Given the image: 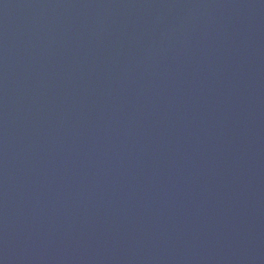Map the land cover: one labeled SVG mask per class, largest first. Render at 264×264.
<instances>
[{"label": "water", "instance_id": "water-1", "mask_svg": "<svg viewBox=\"0 0 264 264\" xmlns=\"http://www.w3.org/2000/svg\"><path fill=\"white\" fill-rule=\"evenodd\" d=\"M0 264H264V0H0Z\"/></svg>", "mask_w": 264, "mask_h": 264}]
</instances>
